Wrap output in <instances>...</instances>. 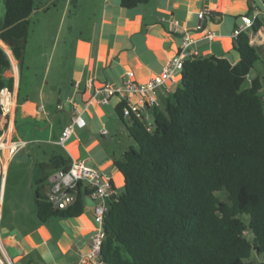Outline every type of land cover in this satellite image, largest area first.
I'll return each instance as SVG.
<instances>
[{"label":"trees","instance_id":"trees-1","mask_svg":"<svg viewBox=\"0 0 264 264\" xmlns=\"http://www.w3.org/2000/svg\"><path fill=\"white\" fill-rule=\"evenodd\" d=\"M148 2L120 4L132 9ZM4 8L7 29L0 38L11 43L22 71L30 35L27 16L36 2L4 0ZM260 25L256 18L254 29ZM233 44L240 55L235 63L215 54L186 59L179 85L153 108L152 129L135 114L127 122L124 102L117 104L137 146L114 158L124 186L108 199L103 264H251L254 253H264V78L256 75L244 86L260 58L248 30ZM9 65L0 48V68ZM13 83V77L0 78V89H12ZM71 162L57 154L48 165L55 172ZM81 186L75 204L66 209L53 208L38 189L39 220L81 216L86 207ZM222 191L227 199L219 197ZM31 255L22 264H38ZM38 260L45 264L42 255Z\"/></svg>","mask_w":264,"mask_h":264},{"label":"crops","instance_id":"crops-1","mask_svg":"<svg viewBox=\"0 0 264 264\" xmlns=\"http://www.w3.org/2000/svg\"><path fill=\"white\" fill-rule=\"evenodd\" d=\"M54 1L49 0L46 8ZM70 1L72 0H65L66 4L57 23L58 30L54 38L52 51L56 43L60 41L59 35L64 21L65 10ZM237 1L241 0H149L148 3L139 4L135 8L127 9L122 7L120 3L118 4V2L112 0H98L99 10L96 14L90 37H78L76 40L77 49H74L71 79L68 78L66 82H60V80H57V76L52 80L49 79L51 66L49 61L42 69L43 75L40 83L37 86H32L30 91L25 95L21 93L22 71H20L19 62L15 58L11 46L0 38V48H3L10 58V65L0 68V78L13 77L14 79L12 91L17 100L14 128L16 133L26 143L22 148L28 144V139L22 136L24 131L29 128L28 124L35 128L36 133L40 132L49 143L59 144L58 139L63 129L76 114L75 106L78 107L79 112L86 118L87 123L88 120L92 121L94 118L90 110L91 107H94V112L98 114V118L103 119L106 115H112L113 107L110 103L113 97L108 102L100 103L93 97L95 88L98 89L106 83H109L111 86L120 85L128 72L133 74V79L139 82H147L150 78L160 73L167 61L176 54L182 44L186 31L194 39V46L201 52H204L206 55L227 56L233 63L237 62L240 58L239 53L237 52L238 56L232 54V49H235L233 32L242 23V16L239 19L236 15L237 13L234 11L239 5ZM247 5V14L252 13L254 10L253 5L261 11L258 15L260 27L254 29V26H252L247 30L251 43L258 49L260 48L264 55V0H247ZM117 6L120 8H117ZM165 6L169 8H165ZM204 8L213 11L215 15L214 18L211 17L205 21L204 30H199L198 24L200 23V19L198 12ZM38 11L40 10H36L30 19ZM4 13V0H0V30L3 28ZM158 13L161 15L158 16ZM227 15L234 16V19H228ZM175 21L178 22V25L175 24ZM175 27L177 30L174 29ZM36 29L31 28L27 47L30 41H32ZM208 31L216 33V37L213 40L205 36ZM44 40L45 42L47 41L45 36ZM65 40H68V37L65 38L64 34L62 41L65 43ZM27 47L25 54L26 61L28 59ZM62 62L63 66L61 68L63 69L65 68V57ZM28 68H35L34 62L31 61ZM179 83L180 80H177L176 85L172 88V92ZM117 98L114 104L115 110L117 104L120 102L118 96ZM63 100H65L64 103L62 102ZM79 100L83 102V107H79ZM60 103L63 104V108H58V104ZM65 103L71 106L69 110L66 109ZM97 105H99L98 108L96 107ZM39 106H42V108L39 109ZM158 106H162V100ZM0 118H3L0 121V128L3 129V132L5 131L9 134L5 130V115L2 114ZM126 118L130 120V116H125V120ZM19 120L20 122H18ZM19 127L22 129V134L19 131ZM84 127L75 125L74 131L67 139L65 145H60L66 146L70 143V145L74 146L79 141L73 139L75 130ZM57 129H59V132L56 131ZM102 130L99 132L102 136L109 133L103 134L101 133ZM102 144L104 148L102 150L98 149L97 159L88 154L80 157L81 153L79 150H75V153H70L67 156L72 160H84L88 165L110 175L116 190L120 191L121 179H119L117 174L116 176L112 173L109 174L116 167L114 158L120 156L111 151L108 140L105 139ZM57 154L64 153H58L54 150L50 155V159ZM15 156L7 157L4 167L0 166V170L3 172L0 176V257L5 258L11 264H22L23 257L30 254L32 249H38L39 244H44L48 249L49 253H47L50 254L49 258L42 255L45 264H76L80 261H86V254L90 248L92 236L100 228V224L96 220V224L93 221V209L90 210V214L83 213L79 217H72L71 228L73 232L70 235L69 243H66L65 247L61 239H55L53 234L48 232L45 224H42V227L46 229V233L41 237V241L33 247L27 246L32 234L36 233L35 230L40 229L37 221L28 231L24 232L21 229V232H14L13 227H11L2 235L3 210L6 200L5 185H7L11 163L15 159ZM44 164L48 166L47 163ZM48 167L49 171L42 175L43 179L46 176H50L53 172L52 168ZM117 171L120 172L118 169ZM117 177L118 180H116ZM48 190L47 185L44 195L48 194ZM91 215L93 216L92 219ZM56 246L60 251L59 257L54 255L53 251H50V248H56ZM8 247H16L19 251L13 255Z\"/></svg>","mask_w":264,"mask_h":264},{"label":"rangeland","instance_id":"rangeland-1","mask_svg":"<svg viewBox=\"0 0 264 264\" xmlns=\"http://www.w3.org/2000/svg\"><path fill=\"white\" fill-rule=\"evenodd\" d=\"M48 1L49 0H35L37 8H44L42 10L39 9L40 11H38L31 19L30 32L31 28L34 30L35 28L37 29L32 37V41H30L28 47L26 46L28 59L26 61L25 56V66L21 72V93L24 95L30 91L32 86H37L40 83L43 75L42 69L49 61L51 63L49 79L52 80L55 76H57V80H60V82H66L68 78L71 79V68L74 63V49H77L76 40L78 37H90L96 14L99 10L98 0L70 1L65 10L64 21L59 35L60 41L57 42L58 44L56 43L52 51L54 38L58 30L57 23L66 2L65 0H55L46 8ZM112 1L118 2V4L120 3V0ZM237 3H239V5L234 11L237 13V17L241 19V16L248 12L247 0L237 1ZM118 6L117 8H120ZM166 7L167 6H165V8ZM160 15L161 14L158 13V16ZM227 18L233 20L234 16L227 15ZM64 34L65 38L68 37V40H65V43L62 41ZM44 36L47 39L46 42ZM258 50L260 58L256 62L255 68L251 71L250 77L260 74L264 78V55L260 48ZM201 54L206 55L204 52H201ZM232 54L238 56L235 49H232ZM64 57L65 68L62 69L61 66H63L62 61ZM31 61L34 62L35 68L29 69L28 66L31 64ZM176 76L179 81L181 73L178 72ZM249 85L250 83L248 81L244 84V86ZM117 99V96H113L111 99L110 104L113 107V114L106 115L103 119L98 118V114L94 112V107H91L90 110L93 113L94 118L92 121L88 120V125L86 127L77 128L75 130L73 139L79 141L74 146L70 145V143L66 146H62L60 143H49L40 132L36 133L35 128L31 127L30 124H28L29 128L24 131V134H22V129L19 127L22 136L28 139V144L15 154V159L11 163L7 185H5L6 200L3 210L2 235H4L3 233L11 227H13L14 232H21V229L24 232L28 231L37 221L40 229L35 230L36 233L32 234L28 245L26 244L27 246L33 247L41 241V237L46 233V229H43L42 224L46 225L48 232H51L55 239H61L63 241L62 243L64 244V247L66 246V243H69L70 235H72L73 232L71 228L72 218L66 219L52 217L47 222L43 223L37 216V208L35 204L36 191L37 189H40V192L44 195L47 189V182L46 180H42V175L49 171V165L47 166L44 163H49L50 155L54 150L58 153H64L65 155H70V153H75V150H79L81 153L80 157L88 154L97 159L98 149L102 150L104 148L102 142L105 139L109 141L111 151H114L117 156H121L123 151L129 149L131 145L136 147V141L130 136L127 124L119 117L114 108ZM62 102L64 103L65 100ZM78 105L79 107H83L84 104L79 100ZM98 106L99 105L96 107L98 108ZM65 107L69 110L71 106L65 103ZM126 121L129 122L127 118ZM18 122H20V120ZM101 129H107L109 133L102 136L99 133ZM56 131L59 132V129ZM111 173L115 174V176L116 174L119 176V179H121V189H123V175L117 171L116 167L109 172V174ZM116 180H118V177ZM218 195L221 199H227L226 191L218 192ZM93 204L94 202L90 198H87L84 213L90 214V210L93 209ZM92 217L93 216L91 215V219ZM93 221L96 224L95 217L93 218ZM8 249L13 255L19 251L16 247H8ZM50 251H53V254L59 257L60 251L57 246L56 248H50ZM47 252L48 249L46 246L44 244H39L38 249H32L31 257L36 263L40 264L38 254L49 258L50 254ZM260 257L261 254L254 253L249 262L251 264H258L260 263Z\"/></svg>","mask_w":264,"mask_h":264},{"label":"built area","instance_id":"built-area-1","mask_svg":"<svg viewBox=\"0 0 264 264\" xmlns=\"http://www.w3.org/2000/svg\"><path fill=\"white\" fill-rule=\"evenodd\" d=\"M250 14L242 15V23L239 24L233 32L234 41L238 35L248 28L252 27L261 11L254 6ZM213 11L201 9L198 12L200 23L199 30L205 29V21L213 16ZM164 20V19H163ZM178 25V22L175 21ZM177 30V28H174ZM210 40L216 37L214 31H208L205 35ZM194 39L189 32H185L182 44L176 54L172 56L165 64L163 70L150 78L147 82H139L133 79V74L128 72L126 78L120 85L111 86L104 84L98 89L95 88L94 99L100 103H105L113 96H118L120 102H124V116L135 114L140 118L148 129L155 125L153 108L159 105L163 97L172 93V88L177 83V73L182 71L186 59L201 54L200 50L194 46ZM252 77L248 76L247 81L251 83ZM264 99V87L261 89ZM98 96H100L98 98ZM136 99V100H135ZM0 106L2 114L6 117V129L0 136V166L4 167L7 157H13L26 143L16 133L14 128L15 115L17 110L16 97L9 87L0 89ZM39 109L42 106L38 107ZM58 108H63V104H58ZM76 114L71 122L63 129L58 142L65 145L67 139L74 131V126L84 127L87 125L86 118L79 112L75 106ZM101 133H108L103 129ZM3 174L0 170V176ZM81 183V189L85 190V198H90L93 204V214L100 228L92 236L90 248L86 254V261H80L76 264H103L100 256L102 242L104 238V216L108 208V199L117 193L112 181V177L103 173L99 169L88 165L84 160H72L68 169H58L47 180L48 199L55 209H66L75 204L78 198V188ZM260 255V254H259ZM260 263L264 264V253L261 254ZM0 264H11L5 258L0 257Z\"/></svg>","mask_w":264,"mask_h":264},{"label":"water","instance_id":"water-1","mask_svg":"<svg viewBox=\"0 0 264 264\" xmlns=\"http://www.w3.org/2000/svg\"><path fill=\"white\" fill-rule=\"evenodd\" d=\"M44 7H42V8H35L33 11H32V13L29 15V16H27V19H30L31 18V16L34 14V12H36V10H42ZM19 21H21V20H19ZM16 23H18V21L17 22H15L14 24H16ZM10 27V26H9ZM5 29H7V27L6 28H3V29H1L0 30V33L2 32V31H4ZM9 45L11 46V43H9Z\"/></svg>","mask_w":264,"mask_h":264},{"label":"bare ground","instance_id":"bare-ground-1","mask_svg":"<svg viewBox=\"0 0 264 264\" xmlns=\"http://www.w3.org/2000/svg\"><path fill=\"white\" fill-rule=\"evenodd\" d=\"M2 119H3V118H2ZM2 119H1V120H2Z\"/></svg>","mask_w":264,"mask_h":264}]
</instances>
